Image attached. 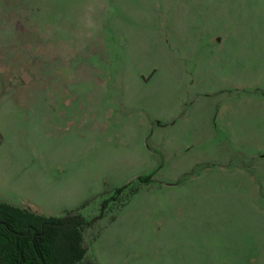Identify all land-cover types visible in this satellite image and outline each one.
I'll return each instance as SVG.
<instances>
[{"label":"rangeland","instance_id":"rangeland-1","mask_svg":"<svg viewBox=\"0 0 264 264\" xmlns=\"http://www.w3.org/2000/svg\"><path fill=\"white\" fill-rule=\"evenodd\" d=\"M0 201L82 264H264V0H0Z\"/></svg>","mask_w":264,"mask_h":264},{"label":"trees","instance_id":"trees-1","mask_svg":"<svg viewBox=\"0 0 264 264\" xmlns=\"http://www.w3.org/2000/svg\"><path fill=\"white\" fill-rule=\"evenodd\" d=\"M90 225L80 213L48 217L0 201V264H82L88 257L84 231Z\"/></svg>","mask_w":264,"mask_h":264},{"label":"water","instance_id":"water-1","mask_svg":"<svg viewBox=\"0 0 264 264\" xmlns=\"http://www.w3.org/2000/svg\"><path fill=\"white\" fill-rule=\"evenodd\" d=\"M24 77H25V80L28 82V77L26 75Z\"/></svg>","mask_w":264,"mask_h":264},{"label":"flooded vegetation","instance_id":"flooded-vegetation-1","mask_svg":"<svg viewBox=\"0 0 264 264\" xmlns=\"http://www.w3.org/2000/svg\"><path fill=\"white\" fill-rule=\"evenodd\" d=\"M27 209H29V208H27Z\"/></svg>","mask_w":264,"mask_h":264}]
</instances>
